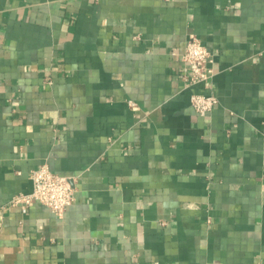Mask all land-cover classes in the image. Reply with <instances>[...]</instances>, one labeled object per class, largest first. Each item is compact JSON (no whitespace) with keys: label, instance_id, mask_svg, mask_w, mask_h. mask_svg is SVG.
<instances>
[{"label":"crops","instance_id":"obj_1","mask_svg":"<svg viewBox=\"0 0 264 264\" xmlns=\"http://www.w3.org/2000/svg\"><path fill=\"white\" fill-rule=\"evenodd\" d=\"M44 163L63 217L8 205ZM0 264H264V0H0Z\"/></svg>","mask_w":264,"mask_h":264},{"label":"built area","instance_id":"obj_2","mask_svg":"<svg viewBox=\"0 0 264 264\" xmlns=\"http://www.w3.org/2000/svg\"><path fill=\"white\" fill-rule=\"evenodd\" d=\"M181 62L186 70V87H196L205 82H212L215 70L212 67L213 57L209 48L194 34L190 35L185 48L180 53ZM218 102L214 94L194 91L190 95V105L196 114H209ZM134 105V101L130 100ZM71 177L54 172L47 163L31 172L32 190L28 193L15 194L8 202L9 206L21 208L27 212L35 203L52 209L63 217L66 209L76 198V189Z\"/></svg>","mask_w":264,"mask_h":264}]
</instances>
